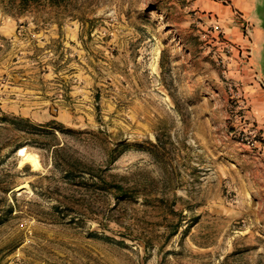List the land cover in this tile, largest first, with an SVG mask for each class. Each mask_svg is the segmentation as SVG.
Wrapping results in <instances>:
<instances>
[{"label": "rangeland", "instance_id": "1", "mask_svg": "<svg viewBox=\"0 0 264 264\" xmlns=\"http://www.w3.org/2000/svg\"><path fill=\"white\" fill-rule=\"evenodd\" d=\"M59 1L0 0V264H264L246 11Z\"/></svg>", "mask_w": 264, "mask_h": 264}, {"label": "crops", "instance_id": "2", "mask_svg": "<svg viewBox=\"0 0 264 264\" xmlns=\"http://www.w3.org/2000/svg\"><path fill=\"white\" fill-rule=\"evenodd\" d=\"M236 2L239 3L240 9L244 10V12L246 11L243 17L249 21L248 26L251 36L249 47L253 51L259 49L260 46L264 48V0H236ZM216 4H218L217 0H210L208 6L214 8ZM257 30L260 31V39L256 37ZM256 76L258 77L257 74Z\"/></svg>", "mask_w": 264, "mask_h": 264}, {"label": "trees", "instance_id": "3", "mask_svg": "<svg viewBox=\"0 0 264 264\" xmlns=\"http://www.w3.org/2000/svg\"><path fill=\"white\" fill-rule=\"evenodd\" d=\"M50 2L54 3V4H58L60 3L59 0H50ZM58 146H56L54 149H53V158L56 159V157L58 156V147H59V144H56ZM76 162L78 165H81V163H83L79 158L76 159ZM84 169H88V168H84ZM86 170H82L81 168H77V170H75V173L78 174V175H83V173L85 172ZM118 190H123V186L121 184H117L115 186ZM1 220V218H0Z\"/></svg>", "mask_w": 264, "mask_h": 264}, {"label": "built area", "instance_id": "4", "mask_svg": "<svg viewBox=\"0 0 264 264\" xmlns=\"http://www.w3.org/2000/svg\"><path fill=\"white\" fill-rule=\"evenodd\" d=\"M214 31H218L220 29V26L218 24H215L212 26Z\"/></svg>", "mask_w": 264, "mask_h": 264}]
</instances>
